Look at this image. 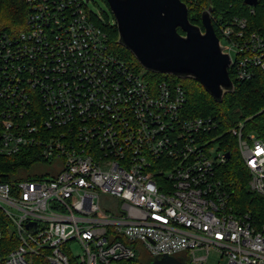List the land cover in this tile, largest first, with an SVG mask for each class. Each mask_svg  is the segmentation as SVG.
<instances>
[{
  "label": "built area",
  "instance_id": "obj_1",
  "mask_svg": "<svg viewBox=\"0 0 264 264\" xmlns=\"http://www.w3.org/2000/svg\"><path fill=\"white\" fill-rule=\"evenodd\" d=\"M26 2V29L0 34V152L43 144L56 169L0 182V208L15 227L5 251L0 228V264H121L142 250L191 255L187 264H209L212 250L219 264H264V232L231 206L218 177L230 159L227 130L187 113L182 84L154 81L113 52L85 0ZM211 19L235 78L264 72V33L246 17ZM228 132L250 190L264 196V140L243 122Z\"/></svg>",
  "mask_w": 264,
  "mask_h": 264
},
{
  "label": "trees",
  "instance_id": "obj_2",
  "mask_svg": "<svg viewBox=\"0 0 264 264\" xmlns=\"http://www.w3.org/2000/svg\"><path fill=\"white\" fill-rule=\"evenodd\" d=\"M105 1L107 2V0ZM209 4L214 7L213 14L225 13L227 15L246 17L249 20L251 30L264 33V0H259L255 6L254 13L250 12V7L244 0H199L197 3L188 2L189 18L192 23L202 26V11ZM28 10L29 6L26 0H0V34L6 33L15 36L26 29ZM92 15L98 26L107 33L111 50L126 60L134 69H144L135 56L118 43V28L113 14L114 22L112 23L108 18H105V21L102 22L93 13ZM213 25L217 35L220 36L215 22ZM179 31L182 32L181 29ZM146 72L154 81L168 79L169 81L182 84L187 92V103L185 105L187 113L190 116H212L218 122L220 131L227 130L223 136V143H225L224 147L226 150L231 153V157L226 163L217 167L218 177L227 183L229 187L231 206L236 211L251 214L255 226L264 232V196L250 190L248 185L249 172L236 147V139L228 132L230 128L243 122L246 135L254 132L259 138L264 140V72L256 70L253 77L241 80L236 79L233 70L230 69L229 72L235 83V90L226 93L221 102L215 101L195 79H183L175 75L148 70ZM41 133L43 134V132ZM36 136L45 138L44 135L36 134ZM43 149V144L33 143L12 155H5L0 152V182L13 183L18 179H34L49 174L47 171L43 173L35 171L38 166L48 163V160L43 155ZM7 225H9V219L0 208V228L3 235L1 246L4 251L6 245L15 239H13L11 234L10 236L6 234ZM154 259V257L150 259L141 255L138 258L122 261L121 264H148ZM40 261L41 263L43 262L39 258Z\"/></svg>",
  "mask_w": 264,
  "mask_h": 264
},
{
  "label": "water",
  "instance_id": "obj_3",
  "mask_svg": "<svg viewBox=\"0 0 264 264\" xmlns=\"http://www.w3.org/2000/svg\"><path fill=\"white\" fill-rule=\"evenodd\" d=\"M89 0H86L88 2ZM118 28V43L148 71L198 81L217 102L235 90L231 57L217 35L212 4L202 11V26L189 18L182 0H107ZM256 6L259 0H244ZM182 30V32L179 31ZM226 156L231 157L227 152ZM148 264H187L164 255Z\"/></svg>",
  "mask_w": 264,
  "mask_h": 264
},
{
  "label": "rangeland",
  "instance_id": "obj_4",
  "mask_svg": "<svg viewBox=\"0 0 264 264\" xmlns=\"http://www.w3.org/2000/svg\"><path fill=\"white\" fill-rule=\"evenodd\" d=\"M86 1V0H85ZM86 5L88 6V9L90 12H92L99 20H101L102 22L105 21V18H108L110 19V22H114V19H113V16L111 14V11L108 7V4L105 0H89L88 2H86ZM225 40V39H224ZM223 40L224 43H226L225 41ZM232 55L235 57L236 54L235 52H232ZM147 74V72H146ZM148 75V74H147ZM215 147H218V144H216ZM52 165H49V164H42L40 166H38V168L35 170V171H38L40 173H43V172H54V168ZM112 203V201H110ZM107 199H102L101 201V204L102 205H106V204H109L110 203ZM15 227L12 225V224H9L7 225L6 227V234H8L10 236V234L14 231ZM74 253H79L81 251V249L79 248V245L77 244H74ZM141 255L143 257H149L150 259H152L153 257L147 253L144 252V250H142V253ZM179 257L182 258L181 255H179ZM180 258V259H181ZM192 256L191 255H187L186 258H184V262H190L192 260ZM219 261H220V256H219V253L216 251V250H212L211 253H210V256H209V264H219ZM223 260H221L222 262Z\"/></svg>",
  "mask_w": 264,
  "mask_h": 264
}]
</instances>
